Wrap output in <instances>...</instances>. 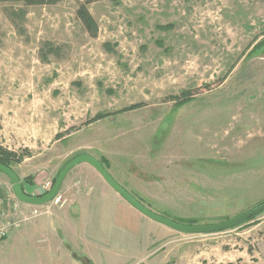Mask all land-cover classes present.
<instances>
[{
    "label": "rangeland",
    "instance_id": "1",
    "mask_svg": "<svg viewBox=\"0 0 264 264\" xmlns=\"http://www.w3.org/2000/svg\"><path fill=\"white\" fill-rule=\"evenodd\" d=\"M81 3L94 36L76 15ZM182 91L191 98L174 104ZM101 112L110 114L87 123ZM0 145L22 156L11 168L31 195L88 153L177 222L219 223L258 205L264 0H0ZM1 174L0 192L5 178L13 193ZM63 205L18 213L19 226L0 238V264H264V210L228 229L184 233L88 186Z\"/></svg>",
    "mask_w": 264,
    "mask_h": 264
},
{
    "label": "water",
    "instance_id": "2",
    "mask_svg": "<svg viewBox=\"0 0 264 264\" xmlns=\"http://www.w3.org/2000/svg\"><path fill=\"white\" fill-rule=\"evenodd\" d=\"M86 162L89 163L93 168H95L98 173L103 177V179L114 189L116 190L127 202H129L132 206L138 209L141 213L146 215L147 217L158 221L172 229L184 232V233H206V232H214L220 231L224 229H228L234 227L238 224L243 223L246 219L260 213L264 210V201L251 207L248 210H245L226 221L214 223V224H183L172 220L170 218L164 217L160 214L153 212L151 209L140 203L137 199H135L124 187H122L106 170V168L102 165V163L88 153H81L68 162H66L63 167L58 172L57 176L54 179L53 184L50 189L41 195H31L27 193L21 183L19 176L17 173L9 166H6L0 163V172L5 174L12 187V191L15 197L26 204L29 205H41L44 203H48L52 200L56 192L58 191L66 173L76 164Z\"/></svg>",
    "mask_w": 264,
    "mask_h": 264
},
{
    "label": "crops",
    "instance_id": "3",
    "mask_svg": "<svg viewBox=\"0 0 264 264\" xmlns=\"http://www.w3.org/2000/svg\"><path fill=\"white\" fill-rule=\"evenodd\" d=\"M80 164H85V165H80ZM106 170L111 174V176L122 187H124L127 190L126 186L122 183L120 176L114 170H112L111 168H106ZM0 176L2 177L1 173H0ZM1 181L3 182V187H1L3 189V192L2 193L0 192V226L7 221L14 220L17 217L16 215L18 213H22V211H27L31 207V205H29V204L15 200V198L12 195L13 193L9 192L10 190L8 189L9 185H8L7 179L1 178ZM31 185L32 184L29 183V186H31ZM37 186L38 185H37L36 180H35L34 184L31 187H37ZM87 186L89 188L92 187L93 191H95L97 195H104V196L110 197L112 199L113 203L117 207L118 206H126L128 209L131 210L132 214H134L138 217H141V218H142V215L146 216L143 213H141L138 209H136L134 206H132L129 202H127L116 190H114L103 179V177L98 173V171L95 168H93L90 164L85 163V162L79 163V165H76L70 171H68L67 176L65 177L63 184L61 186V190L64 192V195L66 197V202L63 206H65V205H67V206L70 205L71 207L74 206L76 198L82 194L83 188H85ZM31 187H30V189H31ZM41 189H42V187H41ZM41 191L42 190H40V192ZM34 192L35 191H33V189L30 190V193H34ZM14 203L16 204V210H14L12 208V205ZM149 222H150L149 224H151V225L154 224L151 221H149ZM157 228H159L161 230H165L166 231L165 235L171 234L170 233L171 231H167V229H164L163 227H157ZM5 235L6 234H4L3 236H5ZM2 237H0V238H2Z\"/></svg>",
    "mask_w": 264,
    "mask_h": 264
},
{
    "label": "trees",
    "instance_id": "4",
    "mask_svg": "<svg viewBox=\"0 0 264 264\" xmlns=\"http://www.w3.org/2000/svg\"><path fill=\"white\" fill-rule=\"evenodd\" d=\"M24 4H48V3H55L57 2V0H23ZM76 15L78 17V19H80V21L82 22V24L84 25V27L87 29V31L91 34V35H96L97 33V24L94 20V18L92 17V15L90 14V12L88 11V9L86 8V6L84 4H79L77 10H76ZM261 44L258 43L257 45ZM105 48L109 51H111V47L109 46V44L107 42L104 43ZM53 49L52 47H47V51L46 52H52ZM171 100H176L174 102V104L180 105L183 104L185 102H187L190 98H191V93L189 91H182L179 95H172ZM142 103H136V104H131L129 106H126L122 109H120L121 111L123 110H130V109H134L137 108L139 106H141ZM110 113L107 112H101V113H97L96 115H94L92 118H90L89 120H87V123H90L92 121L98 120L100 118L106 117L108 116ZM71 130V129H70ZM70 130H64L65 133H68ZM63 133H57L56 137H60ZM22 160V156L19 155V153L15 150H10L7 149L6 147L0 145V163L12 167V163H19ZM99 161L102 163V165L105 167L104 162L99 159ZM22 182V180H21ZM256 215L246 219L244 222H246L247 220H251L255 217ZM180 220V219H179ZM181 223H186V224H193L194 219L192 218H186V219H182ZM238 226V225H237Z\"/></svg>",
    "mask_w": 264,
    "mask_h": 264
},
{
    "label": "built area",
    "instance_id": "5",
    "mask_svg": "<svg viewBox=\"0 0 264 264\" xmlns=\"http://www.w3.org/2000/svg\"><path fill=\"white\" fill-rule=\"evenodd\" d=\"M50 185H51V182L48 181L46 186L49 188ZM50 202L53 203V204L62 206L65 203V199H63L62 196L57 192ZM35 206H38V205H34V207ZM38 207H40V206H38ZM12 208L14 210H16V204L15 203L12 205ZM39 211H40L39 209L33 208L32 209V214L34 216H37V214H39ZM18 226H19V221L18 220H12V221H7V222L3 223L0 226V237H2L4 234H6L7 231L10 228H16Z\"/></svg>",
    "mask_w": 264,
    "mask_h": 264
}]
</instances>
